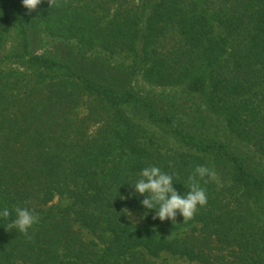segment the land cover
Listing matches in <instances>:
<instances>
[{
	"label": "trees",
	"instance_id": "obj_1",
	"mask_svg": "<svg viewBox=\"0 0 264 264\" xmlns=\"http://www.w3.org/2000/svg\"><path fill=\"white\" fill-rule=\"evenodd\" d=\"M59 2L49 8L42 0L39 14H31L21 1L0 0V49L14 31L11 56L22 68H0V212L10 211L0 216V264H167L161 252L200 264H264V0ZM35 28L55 41L52 51L30 52ZM116 55L131 59L130 73L110 65ZM139 73L150 84L208 92L207 111L224 116L229 135L249 145L258 163L231 141L203 139L156 115L131 91L130 78ZM138 109L170 126L184 149L182 163L139 144L145 119L131 113ZM199 156L223 168L220 190H233L236 205L225 198L206 213L198 207L190 220L198 233L159 236L150 227L160 221L155 210L142 206L146 196L133 186L155 166L186 195L185 173L208 168L192 164ZM213 179L200 181L207 196L222 194L210 192ZM55 196L69 205L48 207ZM17 206L40 218L31 239L8 227ZM134 214L148 224L136 229Z\"/></svg>",
	"mask_w": 264,
	"mask_h": 264
},
{
	"label": "rangeland",
	"instance_id": "obj_2",
	"mask_svg": "<svg viewBox=\"0 0 264 264\" xmlns=\"http://www.w3.org/2000/svg\"><path fill=\"white\" fill-rule=\"evenodd\" d=\"M20 1L18 0L19 4ZM22 4V3H21ZM40 5L36 8L35 11H32L31 14H39ZM14 19V16H12ZM35 28L32 30L33 38L35 40L34 45L30 47V52L35 55L39 54H46L53 50V45L55 44L52 38H47L41 34V31L36 30ZM14 31H10L7 41L4 43L3 48L0 49V60L1 65L0 68L4 73H20L22 71L20 59L15 58L11 55H14V48L17 47L16 41L19 40L16 37ZM40 38H43L42 44L40 43ZM110 65L114 67L120 68L125 74L130 73L131 68V59L124 57L123 55L119 56L116 55L110 59ZM131 81V91L136 94L140 98L146 99L149 103H151L154 107L156 115H161L163 117H170L176 119L178 122L181 123V127H185L186 131L190 133H198L201 135L203 139L208 138L210 135L215 137L217 141H231V148L237 153H244L245 157H250L249 161H254L258 163V158L254 156L256 155L253 150L246 145L245 143L238 142L232 135L230 136V132L227 129L224 116L223 115H214L211 112H208L206 109V103L208 100V92L205 93H190L185 89L183 86H159L154 85L146 82L142 75L135 74L130 78ZM131 113L134 115H141L145 120L140 122V126L137 132V139L139 144L143 148H148L152 150H159L161 154H166L167 156L174 157L177 162L182 163V158L179 159V156L184 153V149L180 148L179 143L175 139V135L172 134L170 130V126L165 124H154L149 119L147 120L148 114H146L142 110H131ZM199 120V122H197ZM195 120V121H194ZM204 122V126H200V122ZM197 122V123H196ZM196 156V154H195ZM196 162H204L209 163L208 168L212 170L214 174L212 178L215 181V185L211 187L210 192H218L222 193L220 195H213L207 196L210 200L207 201V204L200 208L199 213H206L207 206L213 205L214 201H222L223 199H227L228 203L235 206L236 203H233V198L236 196L235 193H232L233 190H220V184H222L220 180V174H223V168L218 167L216 168L214 164L212 165V160L209 158H203L199 156L197 160H195L192 164L195 166L194 163ZM182 167V166H181ZM196 167V166H195ZM221 168V169H220ZM186 176L188 174L192 175L191 173L186 172ZM188 175V177L190 176ZM224 180V184L228 185L229 183L222 176ZM188 179V178H187ZM226 187V188H227ZM207 189V187L205 188ZM207 193V192H206ZM232 195V196H231ZM68 200L62 199L58 196H55L51 203L48 205L50 206H57V207H67L69 205ZM197 215V214H195ZM133 218V226L136 229H141L148 224L147 217L143 214H134ZM181 216H176L174 222L165 220V221H158L155 224H151L150 227L157 232L159 236H162L166 239H184L186 236L196 234L199 231V224L193 223L190 221L188 226L180 225ZM193 220V219H192ZM83 238L88 240L96 245L98 250H102L103 246L99 244L96 239L86 233L84 231ZM159 261H166L167 264H200L196 261H189L187 258L180 257L177 255H173L169 252H161Z\"/></svg>",
	"mask_w": 264,
	"mask_h": 264
},
{
	"label": "clouds",
	"instance_id": "obj_3",
	"mask_svg": "<svg viewBox=\"0 0 264 264\" xmlns=\"http://www.w3.org/2000/svg\"><path fill=\"white\" fill-rule=\"evenodd\" d=\"M42 0H22L23 7L29 12L35 11ZM50 7H60L59 0H47ZM171 166V165H170ZM140 178L133 186L135 193L146 196L142 200L145 209L155 210L154 219L160 221L169 220L174 222L179 213L183 217V223L192 220L197 213L198 207L207 204L206 190L201 187L200 181L214 174L205 166H197L192 175L188 177V191L186 195L178 194L173 187V177L165 174L159 167H146L140 172ZM16 218L8 225L9 229H16L29 239V230L39 222V216L27 207L17 206L14 208ZM0 216L8 218L10 211L5 208Z\"/></svg>",
	"mask_w": 264,
	"mask_h": 264
}]
</instances>
